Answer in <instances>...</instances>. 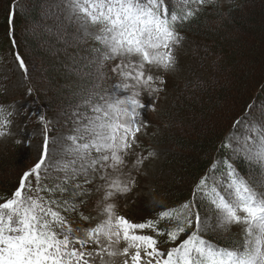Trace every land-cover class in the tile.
Returning <instances> with one entry per match:
<instances>
[{
	"label": "snow or ice",
	"instance_id": "6c2138e0",
	"mask_svg": "<svg viewBox=\"0 0 264 264\" xmlns=\"http://www.w3.org/2000/svg\"><path fill=\"white\" fill-rule=\"evenodd\" d=\"M177 2L181 5L178 11L171 0H73L77 14L93 27L99 26L100 34L93 39L101 47L94 51L106 61L121 58L112 71H119L125 81L117 85L120 91L129 93L92 107L97 115L80 130L81 137L87 135L90 138L83 144L74 145L82 174L86 175L88 169L94 171L96 165L115 170L125 163L124 155L141 132L140 110L147 108L139 99L137 89L148 88L154 82L152 75H145V66L165 71L174 67L173 47L182 39L177 26L194 17L198 9L191 5L214 3L215 0ZM16 60L27 76L25 61L19 54H16ZM156 79L161 84L165 82L160 77ZM159 90L162 89H152ZM8 123L0 120L4 127ZM256 131L258 146L255 155L264 163V127ZM7 134L0 131V137ZM69 139L76 140L75 137ZM92 151L98 155L89 160L85 153L90 156ZM48 157L49 141L45 137L41 158L23 174L12 196L0 202V264H94L96 258L100 259V264H108L103 259L105 254L125 257L122 264H264V192L255 191L231 165H228L227 181L221 182L225 192L219 191L215 184L209 186L206 178L201 179L194 189V193L203 197L216 213L217 227L228 230L232 225H243L242 241L233 248H221L201 235L209 225L202 221L194 201L161 211L157 220L139 224L117 216L113 211L115 205L107 204L104 207L106 219L85 230L83 238H78L63 214L75 212L76 206L67 200L46 198L41 194L67 191L61 185L50 188L42 184V171L47 167ZM142 162L136 161L137 164ZM69 168L70 165L66 164L61 171L67 173ZM76 174L72 169L71 178L74 179ZM67 182L66 178L62 183ZM108 189L106 200L116 193L123 195L131 190L119 180L112 181ZM82 219L88 218L82 216ZM165 219L176 222V227L167 233L157 228ZM145 229L154 235L138 234ZM187 229L193 230L186 239L167 253L159 250L156 236L167 235L165 243L175 244ZM122 242L125 245L122 250H110ZM90 246L98 250L85 251Z\"/></svg>",
	"mask_w": 264,
	"mask_h": 264
},
{
	"label": "trees",
	"instance_id": "16d2710c",
	"mask_svg": "<svg viewBox=\"0 0 264 264\" xmlns=\"http://www.w3.org/2000/svg\"><path fill=\"white\" fill-rule=\"evenodd\" d=\"M171 4L176 6V11L181 7L177 0H171ZM190 7L198 10L192 19L179 24L177 31L181 37L199 45L197 55L189 62L207 73V81L198 77L194 84H183L179 97L172 99L169 105L171 114L177 118L168 114L162 122L161 142L172 145L176 152L166 160L173 168L162 189L165 201L162 211L193 201L196 210L202 211L207 201L195 194L194 189L210 171H222L232 164L237 175H248L253 165H246L245 160L230 161L227 136L239 118L251 109L264 117V42H248L250 40L243 38L246 29L264 34V28L256 26L258 18L264 16V0H215ZM33 28L41 29L40 38L45 44L52 43L53 28L58 32L56 35L65 40L54 44L53 51L61 56L57 62L48 59L43 62L38 56V37L29 34V29ZM75 34L74 25L67 23L54 0H0V56L6 57L10 52L19 54L25 61L29 98L45 115L64 112L70 116L87 95L99 90L97 79L101 73L104 76L99 85L109 84L108 64L101 63L100 53L94 51L101 45L79 39ZM201 56L204 61L197 58ZM206 61L209 63H204ZM66 64L72 65L74 70L65 68ZM229 95L236 96V105ZM220 109L223 112L216 124L215 117L211 120V116ZM18 157H0V202L10 197L20 184L17 178L12 186L14 171L31 169V166L26 168L28 163L20 154ZM217 158L223 159V165L215 164ZM187 182L188 187L182 190L180 186ZM77 190L68 187L66 197L59 192L46 194L73 205L70 198L73 202V192ZM153 218L152 221L157 220L158 215ZM168 226L170 223L157 225V228L166 232Z\"/></svg>",
	"mask_w": 264,
	"mask_h": 264
},
{
	"label": "rangeland",
	"instance_id": "374dc122",
	"mask_svg": "<svg viewBox=\"0 0 264 264\" xmlns=\"http://www.w3.org/2000/svg\"><path fill=\"white\" fill-rule=\"evenodd\" d=\"M54 4L63 11L68 24H70V21L76 24L77 29L75 35L79 39L86 40L83 36L88 38V36L95 37L100 34L99 26L93 27L83 17L77 14L73 0H54ZM256 26L262 27V29L264 28V16L258 18ZM52 32L55 34L52 43L45 44L42 38H40L42 36L40 28L29 29L31 37H38L39 46L36 53H39L38 56L40 55L43 62L45 59L57 62L61 57L57 52L53 51L54 44L61 40V37L56 35L58 33L56 28H53ZM245 32L243 38L250 40L248 42H264V34L261 31L253 32L250 29H246ZM61 41L65 42L64 39ZM196 50H199V45L196 46L192 41L181 39L179 45L173 47V55L175 56L174 67L165 71L156 67L145 66V75H152L154 82L148 88L140 87L137 89L140 92L139 99L147 105V108L140 110L141 132L136 137V143L127 151L126 155L121 153V155H124L125 160L123 165L117 167L115 170L106 166L102 168L100 165H96L95 170L88 169L86 175L80 172L81 161L78 159V154L74 153V145L83 144L90 138L87 135L81 137L80 130L84 128L92 117L97 115L92 111V107L103 105L105 101H111L115 97H124L129 94L120 91L117 87V85L125 83L119 71H112V68L120 63L121 58L117 57L115 60L106 61L108 64V73L109 69L111 71L107 78L108 82H110L111 78L113 80V77H115L112 81L113 86L110 91L107 90L96 94V98L98 95H100V98L95 101L92 100L94 102H84L83 108L76 109L70 118H65L64 112L56 113L58 115L52 116V123L47 126L48 123L46 124L45 120L37 113L31 99L27 97L25 73L19 67L16 57L7 54L6 58H0V109H2L0 120H7L10 123H8L7 127L0 125V131L8 133L0 137V157L3 156L8 157L7 159H12L17 156L19 158L18 156L20 154L28 163L26 168L29 166L33 167L41 158L45 137H47L49 141V157L46 161L47 167L42 171V180H49L48 187L61 185V181H64L66 178L75 181L77 185H82L78 193L76 191L73 192L76 193V195H73V200L76 201L75 206L79 209V212H75L72 215L71 220L76 223L71 227L78 238H83L85 230L94 228L106 219L104 207L107 204H114V213L127 220L144 221L146 219H152L158 215V212L160 213L162 211L165 202L162 189L170 179V169L173 168L166 160L176 154L175 149H172V145H163L161 142L164 135L162 122L166 120L168 114L172 118H177L171 114L172 109L169 105L173 101L172 99L175 100L176 97H179L183 84H194L198 77L204 78L207 81V73L198 70L195 64L189 62L191 57L197 55ZM197 58L202 60L203 56ZM100 60L101 63L105 61L102 57ZM204 63L208 64L209 62L206 61ZM64 66L67 69H73L72 65L66 64ZM103 76L104 73H101V80ZM157 77H160L165 82L161 84L156 79ZM211 81L208 80V82ZM234 81L233 85L235 83ZM238 81H236V84L239 86L240 83ZM77 82L74 80V83ZM127 83H132V81H127ZM179 85L180 88L178 87ZM47 87L45 86L44 89H47ZM153 88L162 90L152 91ZM229 96L230 98L232 97L231 100L233 99L235 101H233V104L236 105V96ZM92 98L94 97H88V99ZM181 103L179 106H181ZM152 109L155 110L153 111ZM222 112L223 109L214 112L211 120L215 117L217 124ZM257 113L254 109H251L248 114L239 118L228 133L227 145L235 160H245L246 165H253V170L249 169V174L243 177L255 191L260 193L264 192V163L255 155L256 147L258 146V134L256 130L264 127V117L257 115ZM70 137H75L76 140L73 141L69 139ZM97 155L95 151H92L90 156L85 153V156L89 160L95 159ZM137 160H142L143 162L137 164ZM73 161L75 163H72ZM66 164L70 165L67 173L61 171ZM72 169H75L77 173L74 179L71 178ZM21 172L22 170L14 171L12 186L16 184L17 178H19V181L21 180L26 171ZM209 177L210 186L215 184L219 191L222 193L225 192V189L221 186V182H225L226 180H223L219 176L216 178L214 175ZM115 180H119L122 185L127 184L131 190L123 195L116 193L106 200L104 197L109 190L108 185ZM132 181H134V184L131 183ZM33 185L35 186L34 180ZM188 185L189 183L187 182L180 187H182V190H185ZM41 194L43 195V193ZM44 196L48 198L46 194ZM70 202L72 203L71 198ZM198 212L201 215L202 221L209 225V229L201 233L203 238L207 237L216 240L218 243L227 247L229 245L231 247L237 246L242 241L243 225H232L228 230H224L217 227L218 220L212 207L205 206L202 211ZM82 216L88 219H82ZM192 230L187 229L175 244L170 243V245L165 243V235L163 238L156 236L159 241L160 251H167L175 247L186 239ZM138 234L154 235L149 229H145ZM124 247L125 245L122 242L110 250L119 252ZM97 250L95 246H90L85 249V251ZM141 255L143 256V253ZM103 259L108 264H122V260L125 257L119 255L109 257L105 254ZM94 264H100V259L96 258Z\"/></svg>",
	"mask_w": 264,
	"mask_h": 264
}]
</instances>
